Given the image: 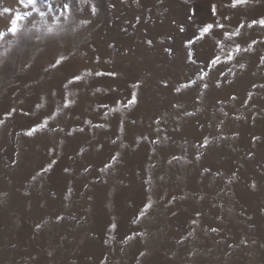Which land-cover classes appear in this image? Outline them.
Wrapping results in <instances>:
<instances>
[{
	"label": "rangeland",
	"instance_id": "1",
	"mask_svg": "<svg viewBox=\"0 0 264 264\" xmlns=\"http://www.w3.org/2000/svg\"><path fill=\"white\" fill-rule=\"evenodd\" d=\"M36 7L0 0V264H264V0Z\"/></svg>",
	"mask_w": 264,
	"mask_h": 264
},
{
	"label": "snow or ice",
	"instance_id": "2",
	"mask_svg": "<svg viewBox=\"0 0 264 264\" xmlns=\"http://www.w3.org/2000/svg\"><path fill=\"white\" fill-rule=\"evenodd\" d=\"M19 2H20L25 8H27L29 5H31L33 11H39V9L36 7L38 0H19ZM4 11H5V12H9L10 9L5 8ZM93 12H95V8H93ZM21 19H23V17L20 16L19 14H16L15 18H13V19L11 20V22H10V26H9V28H8V30H7L8 33H10V34L13 35V36H15V35L18 34V32L21 30L18 22H19ZM261 23H264V21H261ZM209 27H211V26H208V27L204 28V29H203V32H207ZM49 31H51V29H49ZM4 35H5V33L2 32V31H0V38H2ZM226 35H227V34H226ZM148 43L151 44V41H148ZM189 43H191V41H189ZM237 50H239V46H237ZM168 51H171V50L169 49ZM63 59H64L63 57H61L60 59H57V60H56V64H54V65H52V66L55 67L57 64H60L61 61H62ZM189 59H191V53H189ZM227 59L230 60V59H232V57L229 56V57H227ZM218 61H219V57H216V58H214V60L212 61V63H216V62H218ZM241 67H244V65H241ZM113 75H114V73H113ZM73 79H74V80H78V79H80V77H79V76H74ZM187 86H188V85H184V87H187ZM205 87H207V85H205ZM176 91H180V88H177ZM135 102H136V99H135V95H134V96H133V99H132L131 101H129V103H135ZM9 115H10V113H9ZM35 131H36V128H32V129H30V130L28 131L27 135H32L33 132H35ZM207 143H208L207 140H205V145H206ZM112 159H116V157L114 156V157H112ZM65 171H67V169H65ZM33 179H35V177H33ZM252 187L255 188V184H253ZM146 207H147V206H146ZM57 219H60V218L57 217ZM193 223H195V221H193ZM37 227L39 228L40 225H37ZM112 227H115V225H112ZM213 231H215V229H213ZM142 255H143V253H142Z\"/></svg>",
	"mask_w": 264,
	"mask_h": 264
}]
</instances>
